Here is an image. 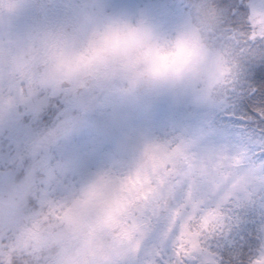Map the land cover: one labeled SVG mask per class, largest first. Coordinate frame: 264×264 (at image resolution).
<instances>
[{"label":"clouds","instance_id":"1","mask_svg":"<svg viewBox=\"0 0 264 264\" xmlns=\"http://www.w3.org/2000/svg\"><path fill=\"white\" fill-rule=\"evenodd\" d=\"M0 264H264V0H0Z\"/></svg>","mask_w":264,"mask_h":264}]
</instances>
